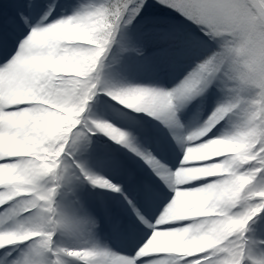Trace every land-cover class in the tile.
<instances>
[{
  "label": "snow or ice",
  "instance_id": "6c2138e0",
  "mask_svg": "<svg viewBox=\"0 0 264 264\" xmlns=\"http://www.w3.org/2000/svg\"><path fill=\"white\" fill-rule=\"evenodd\" d=\"M156 2L195 26L179 32L156 21L157 31L207 49L168 89L103 78L108 51L145 0H62L55 10L47 0H16L6 23L26 33L0 57V205L8 203L0 264H264L249 235L264 233V0ZM211 86L225 88L228 99L179 132V109ZM130 112L169 131L180 147L175 167L140 146L134 130L114 124ZM230 117L217 134L213 126ZM97 133L144 160L172 193L154 191L153 210L136 211L146 230L130 255L81 239L94 216L83 204L74 215L56 199L76 170L93 186L124 191L76 157ZM19 245L14 257L9 246Z\"/></svg>",
  "mask_w": 264,
  "mask_h": 264
},
{
  "label": "bare ground",
  "instance_id": "6f19581e",
  "mask_svg": "<svg viewBox=\"0 0 264 264\" xmlns=\"http://www.w3.org/2000/svg\"><path fill=\"white\" fill-rule=\"evenodd\" d=\"M1 2L4 10L0 13V17L4 19V22H7L17 7V3L16 0H1ZM57 2L58 0H49V4L53 5V8ZM58 4L62 5V0ZM9 10L12 12H9ZM144 24V22H135L121 28L116 38L117 42L113 44L114 54L103 62L102 73L105 80L117 86L124 84L148 85V83L152 85L161 76L168 77L170 73H173V76H177L178 74H182L183 71L190 70L195 64L191 57L198 60L207 50L202 47L182 45L173 39L166 38L162 32ZM14 29L16 30V36H13L12 42L5 40L0 31V50L4 48L8 51V54L15 51L16 43L26 33V29L22 27L17 26ZM176 30L186 32L184 27L180 28L177 26ZM140 43H152L156 47V50L146 56L145 59L139 58L137 53L140 49ZM154 69L158 72L157 75H147V72H151ZM161 70L162 73L160 74ZM144 73H146V76H144ZM168 88H171L169 83L166 86V89ZM199 97L204 100H200V102L199 99L197 100L200 105L196 104L195 99L187 105L200 108L202 114L207 115L209 113L208 102L210 98H214L220 103L228 99L229 95H226L221 87L214 86L213 90L208 88ZM109 109L110 106H106V110L108 111ZM188 110V108L182 106L178 114L184 115ZM129 115L131 116L130 119L120 116L121 119L118 120V117H116L113 121L114 124L118 125L119 121H123L124 124L120 126L134 130L140 146L150 150L163 163L166 161L170 168L175 167L179 159L180 147L173 140L169 131L148 114L130 112ZM234 119L235 117H230L219 121V123L213 126V130L219 134L225 128L230 127ZM135 125L137 126L135 127ZM181 131L186 132L185 130ZM181 131L179 130V132ZM160 136H163L165 139H162ZM100 140L101 143L98 145L99 149L96 155L94 154L95 157L88 161L89 170L120 184L124 193H114L108 189L93 186L82 177L86 186L88 184L92 185V189L100 201V209L97 207V201H89V212L94 216L96 224L94 227H84L81 239L89 240L100 247L108 248L103 241L110 237V233L106 227L107 225L118 223L119 218L117 215L119 209L131 212V205L134 202L140 210L151 212L155 207V202L150 196L151 192L168 193L170 196L172 193L161 176H158L153 171V168L145 163L144 160L123 146L117 145L107 136ZM91 155L92 153L89 152L86 157H92ZM146 177L149 179V182ZM150 179L158 182L162 186V189L157 188ZM89 192L91 193L90 190ZM89 192L87 189V194H90ZM124 194L126 195L125 197ZM138 198H140L141 203L136 201ZM56 199L60 203L58 196ZM7 209L8 203L0 205V214H3ZM127 215L141 224L146 230V226L140 222L135 211ZM249 235L255 241L252 248L253 254L257 257L264 255V245L260 244V241H264V233L258 231L255 235L252 233H249ZM58 239L63 240L64 237L58 235ZM116 245L114 246L120 247L118 244ZM9 247H15V251L11 253L15 257L20 253L23 245ZM131 251L132 248L129 250L130 254ZM68 264H79V262L69 259Z\"/></svg>",
  "mask_w": 264,
  "mask_h": 264
},
{
  "label": "rangeland",
  "instance_id": "374dc122",
  "mask_svg": "<svg viewBox=\"0 0 264 264\" xmlns=\"http://www.w3.org/2000/svg\"><path fill=\"white\" fill-rule=\"evenodd\" d=\"M56 5H59L58 3ZM61 9H63V7H61ZM174 13L179 15L178 13L172 11L171 9L166 10L165 8H163L160 4H158L156 2V0H145V4L144 7L141 9L140 14L138 16L135 17V19L132 21L131 24L135 23V22H144L146 26L151 27L152 29H155L153 27V22L159 21L162 22L164 25H168L173 27L174 29L178 27H184V29L187 30H191V31H195V26L188 24L187 21L183 19H179L176 20L174 18H170V17H162L160 15V13ZM129 24V25H131ZM154 34V33H153ZM156 38V36H155ZM139 51L137 53L139 58H143L145 59L146 56L150 55L152 52H154V50H156V47L153 46L152 43H140L139 46ZM114 50H113V45L112 48L108 51L106 58L104 59L107 60L108 57H111L114 54ZM191 59L196 63L197 59H193V57H191ZM103 61V62H104ZM149 72H147L148 74ZM144 76H146V73H144ZM147 78V77H146ZM147 84V83H146ZM145 85V84H144ZM149 85V83H148ZM155 86L158 87H163L166 89V87H164L161 83L159 82H154ZM222 90H224L226 95H229V93L227 92V90L223 87H221ZM219 103V102H218ZM90 113H96V109L95 108H91L89 109ZM109 112L111 111V109L108 110ZM179 118L180 114H178ZM121 118L118 117V120H120ZM118 126L124 124L123 121H119V123H117ZM137 124V123H136ZM116 125V124H115ZM137 125H135L136 127ZM122 128H124V126H120ZM106 137V135H104L103 133H97L95 134L92 139H91V143L89 148L86 151H81L78 152L76 154L77 159L86 167L89 169V163L88 161L95 157L94 154L96 155L97 150L99 149L98 145H100L102 138ZM162 139H165L163 136H160ZM92 153V157L87 158L86 156L88 155V153ZM79 177V178H77ZM87 189L88 192L89 190L91 191L90 194H87ZM86 190V191H85ZM124 193V192H123ZM58 196V200L60 202V204L70 213L80 216L82 215V210L80 205L83 204L84 208H86L89 211V201L91 200L92 202H96L97 201V196L96 193L93 191L92 189V185L86 186L82 176L79 175L78 170H76V175L72 178L70 183H66L59 191ZM126 195L124 194V197ZM99 205V204H98ZM99 208V206H98ZM92 214V213H91ZM86 227V226H85ZM110 250V249H109ZM117 252V251H114Z\"/></svg>",
  "mask_w": 264,
  "mask_h": 264
},
{
  "label": "trees",
  "instance_id": "16d2710c",
  "mask_svg": "<svg viewBox=\"0 0 264 264\" xmlns=\"http://www.w3.org/2000/svg\"><path fill=\"white\" fill-rule=\"evenodd\" d=\"M166 10H168V9H166ZM161 14H162V13H161ZM163 14H165V15H166V14H171V15H174V16H176V17H177V16H180V15H177V14H174V13H168V12L163 13ZM163 14H162V15H163Z\"/></svg>",
  "mask_w": 264,
  "mask_h": 264
}]
</instances>
